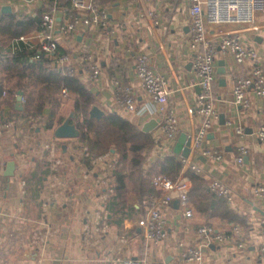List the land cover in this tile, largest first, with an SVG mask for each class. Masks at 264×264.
<instances>
[{
	"label": "crops",
	"instance_id": "crops-1",
	"mask_svg": "<svg viewBox=\"0 0 264 264\" xmlns=\"http://www.w3.org/2000/svg\"><path fill=\"white\" fill-rule=\"evenodd\" d=\"M98 2L110 10L109 27L93 26L75 35L57 30L60 47L70 55L66 65L76 68L77 77L95 95L96 104L106 111V115L119 113L144 130L149 121L159 118L155 103L137 74L136 61L140 53L151 58L163 52L168 64L170 98L181 129L176 139L166 137L159 121L150 132L160 142L158 146L163 154L176 153L181 135L188 133L192 137V132L202 125V119L194 110V99L200 92L194 69L199 49L193 44L187 4L184 0ZM4 5H11L12 12L36 15L43 3L37 0L5 1L1 8ZM241 37L245 45L257 49L259 61L248 59L238 63L232 51L218 57L217 71L219 61L223 59L226 73H218L216 107L220 115H225V122L220 118L214 122L202 149H222L224 157L217 161L203 156L204 159L199 161L201 175L210 182L219 179L230 187V205L247 223L223 220L212 214L215 210L211 207L209 217L194 203L189 206L194 216L188 217L181 201L176 205L175 200L163 207L167 231L161 244L154 245L152 239H146L143 228L150 211L141 189L143 172L135 174L129 169V158L118 163L119 160L109 159L111 154L93 157L80 146L78 138H58L54 132L50 135L51 130L42 127L36 128L38 136L18 129L12 132L7 130L11 125L8 121L0 133V264H111L110 259L123 260L145 254L148 264L171 257L182 260L183 264H264L261 256L264 197L253 190L255 185L264 183V140L259 136V128L264 122V97L252 95L251 105L245 107L235 103L233 94L240 75L248 74L256 62L264 65V26L246 28L241 31ZM23 40L32 47L39 46L43 42L42 31L36 30ZM89 54L102 67L98 78L89 73ZM223 77L226 84H221ZM118 80L133 89L138 107L146 106L147 114L128 110L117 101ZM74 104L73 98L65 101L62 108L67 117L74 111ZM83 120L81 117L79 121ZM239 129L244 130L243 134ZM23 135L29 139L25 140ZM20 137L23 138L21 141ZM30 137L34 138L31 140ZM241 146L248 149L245 167L237 161ZM112 152L114 154V150ZM8 154L11 158L6 159ZM181 157L186 165L189 157ZM11 160L16 162L15 173L6 175ZM44 172L46 175L40 178ZM123 173L133 176V180L126 177L129 185L124 199L120 195L123 183L118 181V176L121 179ZM181 187L190 191L191 179L184 177ZM98 217L128 219L134 225L117 226L105 238L99 247L101 261L72 260V247L79 227L86 224L87 219ZM207 222H213L217 231L226 233L229 238L207 244L197 232L198 227ZM189 246L200 249L204 258L183 260L182 252Z\"/></svg>",
	"mask_w": 264,
	"mask_h": 264
},
{
	"label": "built area",
	"instance_id": "built-area-1",
	"mask_svg": "<svg viewBox=\"0 0 264 264\" xmlns=\"http://www.w3.org/2000/svg\"><path fill=\"white\" fill-rule=\"evenodd\" d=\"M9 2L28 0H4ZM46 2L49 0H37ZM0 0V14L2 4ZM191 17V29L193 44L198 46V52L194 60V69L198 76L200 92L194 99V110L202 119L199 129L192 132L191 156L185 165V171L194 167L202 171L200 157L214 160H222L224 151L218 148L202 149L203 143L210 135V129L215 121L219 120L220 113L216 107L217 94L215 87L218 82L217 63L221 53L232 51L238 63H244L248 59L259 61V53L254 46L245 45L242 41L241 31L253 27L264 26V0H184ZM111 24V14L107 6L98 0H70L68 4L56 3L45 8L41 16V31L43 42L36 57L42 55L51 57L56 55L60 42L56 36L60 29L68 34H74L93 26L107 28ZM70 59L69 54L57 57L60 66L66 68L70 75L77 73L76 68L66 65ZM89 73L93 78H98L102 73V67L96 58L89 54ZM137 74L142 81L145 90L150 94L155 103L156 115L160 120L161 130L166 137L177 138L181 125L175 112L174 102L171 100V85L166 73L153 68L150 65V57L146 53H140L136 61ZM117 101L124 108L147 114L146 106L138 107L137 97L130 86H125L117 81ZM65 97L68 90L62 89ZM234 101L236 104L248 107L252 103V95L264 97V65L256 62L248 74L240 75L234 86ZM5 126V125H3ZM243 134L244 130L239 129ZM259 136L264 140V122L259 128ZM248 149L241 146L237 155V161L241 167H245V159ZM184 175V174H183ZM172 180L167 176L155 177L154 182L162 188V195L152 203L143 228L146 239H152L154 245H160L166 235L167 218L165 217L163 204L172 201H181L184 213L193 217L194 212L189 207V191L181 187V180ZM212 189L220 194L232 198L230 187L219 179L212 181ZM253 190L256 195L264 197V183L255 185ZM79 227L77 237L72 247L71 258L74 261L97 263L101 261L99 247L105 238L114 231L117 226H133L134 222L127 220L91 218ZM136 224V223H135ZM197 232L204 241L223 242L229 238L226 233L218 232L214 225L203 224ZM148 252L145 248V253ZM264 258V246L261 249ZM182 259L196 261L203 259V253L196 247H186L182 252ZM111 264H148L146 254L127 259H110ZM152 264H168L166 261H155Z\"/></svg>",
	"mask_w": 264,
	"mask_h": 264
},
{
	"label": "trees",
	"instance_id": "trees-1",
	"mask_svg": "<svg viewBox=\"0 0 264 264\" xmlns=\"http://www.w3.org/2000/svg\"><path fill=\"white\" fill-rule=\"evenodd\" d=\"M57 2L68 4L70 0L43 2L36 15L3 11L0 14V133L6 126H3L5 122L11 123L12 119L21 116L29 119L32 124L37 123L38 127L52 130L65 121L66 117L63 115L57 118L58 111L64 107L68 98H73L77 122L82 131L78 137L80 146L93 157L112 154L114 150V154L118 155V163L129 158L128 168L135 174L143 172L141 189L147 203L146 208H151L152 203L162 195L163 190L155 184V177L163 175L177 180L184 174L183 176L189 177L192 181L188 193L189 205L194 203L208 216L212 213L209 212L211 207V210H215L212 214L223 220L237 224L247 223L244 217L231 207L230 198L214 191L212 182L201 175V172L192 166L185 171V163L178 152L159 153L153 163L146 167V154L160 144L151 132L144 131L116 112L105 115L101 120L92 118L90 110L96 104L95 95L76 74L70 75L66 68L58 64L57 57L66 53L62 47H59L56 55L51 57L44 55L36 57L42 44L32 47L29 42L23 40V37L30 36L36 30L41 31L42 12ZM63 88L68 90L67 97L63 96ZM117 89L116 87V92ZM20 91L23 92L25 99L23 109L16 107ZM3 102L10 105L8 111L4 109ZM81 117H84L83 122L79 121ZM39 121L43 124L38 125ZM127 176L133 180V176L128 173H123L121 179L118 176V181L123 183L120 193L123 199L129 185L126 182ZM212 223L206 224L213 225Z\"/></svg>",
	"mask_w": 264,
	"mask_h": 264
},
{
	"label": "water",
	"instance_id": "water-1",
	"mask_svg": "<svg viewBox=\"0 0 264 264\" xmlns=\"http://www.w3.org/2000/svg\"><path fill=\"white\" fill-rule=\"evenodd\" d=\"M2 11L5 13H11L13 11V7L11 5H4L2 7ZM225 62L222 60L219 61V69L218 73L220 75H224L226 73V68L224 66ZM150 65L153 68H156L164 73L168 71V64L165 57V54L163 52L158 53V55L153 56L150 58ZM191 66V65H190ZM221 84H226L225 78H221ZM23 101H24V94L22 91H20L18 96V102L16 107L18 109H23ZM106 111L99 106L98 104L93 105V107L90 110V116L92 118H96L98 120H101L105 115ZM220 119L222 122H225V115L221 114ZM159 119H152L149 121L146 126L144 127V130L147 132L152 131L155 129V127L159 124ZM82 131L78 125L77 122V114L76 111H72L70 115L65 119V121L58 125L55 130L54 134L58 138H78L80 137ZM186 145V146H183ZM191 146H192V137L188 133H183L181 135V138L179 140V144L177 145L175 151L180 152V155L183 157H189L191 154ZM201 159H204V157H200ZM16 168V162L14 160H11L8 162L7 169L5 171L6 175H14ZM176 205L179 204V201H175ZM215 245V244H213ZM168 264H183V261L180 259H175V257L168 258L166 260Z\"/></svg>",
	"mask_w": 264,
	"mask_h": 264
},
{
	"label": "rangeland",
	"instance_id": "rangeland-1",
	"mask_svg": "<svg viewBox=\"0 0 264 264\" xmlns=\"http://www.w3.org/2000/svg\"><path fill=\"white\" fill-rule=\"evenodd\" d=\"M16 2V1H15ZM35 32V31H34ZM33 35V32L31 33V36ZM27 37V36H26ZM29 89H32V87H29ZM39 91V90H38ZM38 91H37V93H36V95H38ZM24 101H25V99H24ZM9 104H8V102H3V107H4V109L6 110H9ZM48 113H50V111L48 110ZM61 115H63V116H65L66 118H67V112H65L64 110H63V108H61L59 111H58V116H57V118L58 117H60ZM46 117H47V115H46ZM13 120V122H11V125L7 128V130H9V131H12V132H15L17 129L20 131H26L25 133H28V134H30V135H36V136H38L37 134V123L36 124H32L31 123V121L29 120V119H27V118H25V117H20V118H18V117H16V119H12ZM41 124H43V122H38V125H41ZM58 125H56L52 130H51V133H50V135H52V132H54V130H55V128L57 127ZM39 127H41V126H39ZM0 128H1V126H0ZM23 137H24V139L25 140H27V139H29V136H25V135H23ZM34 137H30V139L32 140ZM23 138H21L20 137V141L22 140ZM13 141H15V139H13ZM27 142V141H26ZM26 142H24V143H26ZM41 152H43V150L41 151ZM44 152H47V150H45ZM159 153H162V151L160 150V148H159V146H156V147H154L153 148V150L152 151H150L149 153H147L146 154V163H145V165H146V167H149L152 163H153V161L157 158V155L159 154ZM44 154V153H43ZM110 156V155H109ZM9 158H11V156H9V154L6 156V159H9ZM114 159L115 161H118L119 159H118V155H115V154H111V156L109 157V159ZM112 159V160H113ZM44 170H46V168H44ZM127 170V169H126ZM46 175V173L44 172L43 174L41 173V177L40 178H43L44 176ZM41 182H42V179H41ZM43 186H45V185H43Z\"/></svg>",
	"mask_w": 264,
	"mask_h": 264
}]
</instances>
